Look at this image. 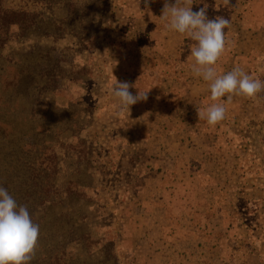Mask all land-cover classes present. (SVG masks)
I'll use <instances>...</instances> for the list:
<instances>
[{"label":"rangeland","instance_id":"rangeland-1","mask_svg":"<svg viewBox=\"0 0 264 264\" xmlns=\"http://www.w3.org/2000/svg\"><path fill=\"white\" fill-rule=\"evenodd\" d=\"M136 2L0 0L15 21L0 30V185L40 226L31 264H158L182 234L148 197L144 115L111 93L136 42L123 7ZM254 76L264 81V56ZM255 99L262 131L244 146L264 174V91Z\"/></svg>","mask_w":264,"mask_h":264},{"label":"crops","instance_id":"crops-1","mask_svg":"<svg viewBox=\"0 0 264 264\" xmlns=\"http://www.w3.org/2000/svg\"><path fill=\"white\" fill-rule=\"evenodd\" d=\"M163 8L164 0L123 7L134 12L124 21L136 42L123 57L119 81L129 82L134 95L146 93L134 106L152 123L138 131L145 143L138 150L153 159L145 166L148 197L156 200L164 229L176 221L182 233L166 242L168 254L158 251V264H264V174L257 156L248 162L244 146L258 142L261 106L256 99L233 96L227 103L224 97L215 101L227 109L223 121L199 120L197 109L214 103L209 84L191 70L195 42L165 27ZM199 8L230 20L217 74L239 67L255 78L264 56V0H193L192 10Z\"/></svg>","mask_w":264,"mask_h":264},{"label":"clouds","instance_id":"clouds-1","mask_svg":"<svg viewBox=\"0 0 264 264\" xmlns=\"http://www.w3.org/2000/svg\"><path fill=\"white\" fill-rule=\"evenodd\" d=\"M149 0H144L147 5ZM193 0H164L162 18L165 27L181 35H186L195 44L191 47L194 58L192 72L209 84L211 103L204 111L197 109L200 119L209 126H215L225 119L224 103H215L226 97L230 103L233 96L255 99L264 91V81L253 78L241 68L234 67L225 74L218 75L215 65L226 51L225 29L230 20L223 16L209 19L205 8L192 10ZM129 82H118L111 87L112 95L122 108L129 109L147 98L146 93L133 94ZM40 234V226L32 220L27 205L18 204L7 188L0 185V264H31Z\"/></svg>","mask_w":264,"mask_h":264},{"label":"trees","instance_id":"trees-1","mask_svg":"<svg viewBox=\"0 0 264 264\" xmlns=\"http://www.w3.org/2000/svg\"><path fill=\"white\" fill-rule=\"evenodd\" d=\"M14 11L12 10H3L2 7H0V30H2V27H7L10 26L12 23H15V21L12 20V13ZM10 14V15H9ZM6 44V39L1 38L0 36V46H3Z\"/></svg>","mask_w":264,"mask_h":264}]
</instances>
